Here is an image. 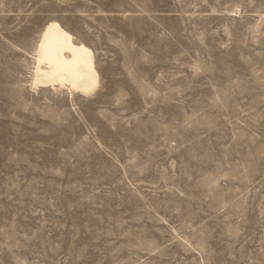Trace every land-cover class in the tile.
Returning <instances> with one entry per match:
<instances>
[{
  "label": "rangeland",
  "instance_id": "1",
  "mask_svg": "<svg viewBox=\"0 0 264 264\" xmlns=\"http://www.w3.org/2000/svg\"><path fill=\"white\" fill-rule=\"evenodd\" d=\"M50 21L92 94L30 87ZM0 264H264V0H0Z\"/></svg>",
  "mask_w": 264,
  "mask_h": 264
},
{
  "label": "bare ground",
  "instance_id": "2",
  "mask_svg": "<svg viewBox=\"0 0 264 264\" xmlns=\"http://www.w3.org/2000/svg\"><path fill=\"white\" fill-rule=\"evenodd\" d=\"M30 87L67 90L82 96L99 87L100 75L94 51L58 21H50L40 33L32 54Z\"/></svg>",
  "mask_w": 264,
  "mask_h": 264
}]
</instances>
